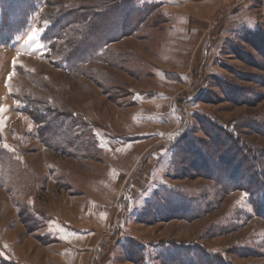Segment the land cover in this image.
Listing matches in <instances>:
<instances>
[{"label": "rangeland", "instance_id": "374dc122", "mask_svg": "<svg viewBox=\"0 0 264 264\" xmlns=\"http://www.w3.org/2000/svg\"><path fill=\"white\" fill-rule=\"evenodd\" d=\"M23 1L24 29L0 33V264H264L245 189L248 167L264 182V0ZM114 5L131 29L113 15L125 34L88 58L43 41L58 16L88 26ZM49 110L66 140L43 136Z\"/></svg>", "mask_w": 264, "mask_h": 264}, {"label": "trees", "instance_id": "16d2710c", "mask_svg": "<svg viewBox=\"0 0 264 264\" xmlns=\"http://www.w3.org/2000/svg\"><path fill=\"white\" fill-rule=\"evenodd\" d=\"M36 0L30 1V4H34ZM0 5L3 7L4 11V22H3V26L2 28H0V33H2L3 31L7 32V40L8 41H13L14 37L17 36L18 34L21 33V31L24 29V26H26L25 21L21 22V20H15L12 15L14 14L13 12H16L19 15L20 12L25 13L26 9V1L24 2L23 0H0ZM32 6V5H31ZM24 7V10L22 11V8ZM30 7V6H29ZM105 9L100 13V19L97 22V24H92L91 25L88 23V26L85 25V15L82 14L78 19H74L76 16L74 15V13H65L63 15L58 16L54 22H51V26L47 29V31H45L44 33V42L49 44V48L52 50L55 47V42L59 41L61 39L66 40V43L63 45L64 48H67L70 44V56H78L81 60L83 58L86 59V57H89V47H92L94 49H99V47L107 45L111 42H114L116 40H118L124 33V31H122L120 37H113L110 33V25L108 20L112 17L113 15H115L116 17H118V15H123V17L125 16V14H128L127 10L125 9H119L118 6L114 5V6H110L109 8L104 7ZM18 12V13H17ZM140 14V13H138ZM112 15V16H111ZM14 16V17H16ZM133 16V15H131ZM124 17L125 19L122 21V23H118L122 28L124 29H131V24H133V17ZM95 17V16H94ZM74 19V20H73ZM78 25V26H77ZM54 26V27H52ZM56 26H58V29L56 30ZM122 29V30H124ZM127 31V30H126ZM129 34V33H127ZM114 40V41H113ZM91 41V42H90ZM89 42H90V46H89ZM93 49V50H94ZM94 52V51H93ZM69 55L67 57H65V59H68ZM50 112V113H48ZM51 115V116H50ZM65 115H59L56 112H53L51 110L47 111L46 113H44L42 115V117L36 119L37 122L40 121V124L43 125L44 127H42L43 129V136H48L49 137V141H53L50 140L51 136L57 135V139L63 141L66 140L65 137L69 136L67 134H69V131L71 130V125L69 123H66V121H64L62 118H64ZM69 116H67L68 118ZM60 120V122H58ZM77 126L74 127L73 132L74 134L79 135L80 134V130L78 131L76 128ZM82 133V132H81ZM67 135V136H66ZM46 137V138H48ZM46 142V141H45ZM216 142V141H215ZM49 143V142H48ZM226 154H230L229 159L230 158H234L235 154L237 153V150L235 147H226ZM198 153V151H197ZM241 153V152H240ZM201 155V154H199ZM197 155V156H199ZM196 158V153L194 155ZM246 158L248 157V154H245ZM248 158H254L252 157H248ZM247 158V159H248ZM255 160V159H254ZM201 161L205 162L206 168L209 170V157H206L204 159H201ZM224 167L227 166L228 169L230 170H234L235 172H237L239 170L238 168V164H235L232 159L228 160V161H223ZM207 170V171H208ZM225 172H227L228 170H224ZM233 171V173H234ZM248 172L250 174H254L251 175L253 177L250 178V183L248 184V187H246V192L248 193L249 191L251 192L252 190V194H256L257 198H259V203L256 204L259 206V210L260 212L258 213L259 215L264 217V182L260 181L262 178L260 172L258 171V169L256 168H252V167H248ZM233 176L235 175H230L231 178H233ZM236 185L232 187L239 188L238 185L235 187ZM244 188H241V190H245ZM139 249V248H138ZM136 256V255H135ZM132 260V259H131ZM134 261V259H133ZM180 260L173 256L170 260L169 263L170 264H178ZM135 262V261H134ZM187 264H229L227 263L225 260L216 257L215 255H210L207 253H204L200 256H197L193 259H191Z\"/></svg>", "mask_w": 264, "mask_h": 264}, {"label": "snow or ice", "instance_id": "6c2138e0", "mask_svg": "<svg viewBox=\"0 0 264 264\" xmlns=\"http://www.w3.org/2000/svg\"><path fill=\"white\" fill-rule=\"evenodd\" d=\"M9 79H11V77ZM4 111H5V109L0 108V113H3ZM0 123H2V121H0Z\"/></svg>", "mask_w": 264, "mask_h": 264}, {"label": "built area", "instance_id": "2783aa9c", "mask_svg": "<svg viewBox=\"0 0 264 264\" xmlns=\"http://www.w3.org/2000/svg\"><path fill=\"white\" fill-rule=\"evenodd\" d=\"M225 10H226L225 8H224V9H222V12H221V13H222V14H225Z\"/></svg>", "mask_w": 264, "mask_h": 264}, {"label": "clouds", "instance_id": "9594fccd", "mask_svg": "<svg viewBox=\"0 0 264 264\" xmlns=\"http://www.w3.org/2000/svg\"><path fill=\"white\" fill-rule=\"evenodd\" d=\"M30 39H31V37H30Z\"/></svg>", "mask_w": 264, "mask_h": 264}]
</instances>
